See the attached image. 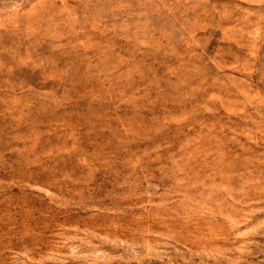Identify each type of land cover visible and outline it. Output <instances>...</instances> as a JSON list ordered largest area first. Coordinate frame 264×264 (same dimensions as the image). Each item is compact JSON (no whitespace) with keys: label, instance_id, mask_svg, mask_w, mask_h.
Instances as JSON below:
<instances>
[{"label":"rangeland","instance_id":"374dc122","mask_svg":"<svg viewBox=\"0 0 264 264\" xmlns=\"http://www.w3.org/2000/svg\"><path fill=\"white\" fill-rule=\"evenodd\" d=\"M0 264H264V0H0Z\"/></svg>","mask_w":264,"mask_h":264}]
</instances>
